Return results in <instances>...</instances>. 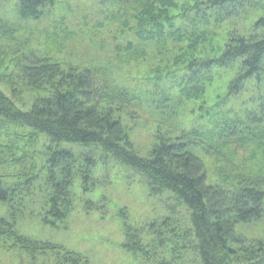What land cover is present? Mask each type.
<instances>
[{"label": "trees", "instance_id": "trees-1", "mask_svg": "<svg viewBox=\"0 0 264 264\" xmlns=\"http://www.w3.org/2000/svg\"><path fill=\"white\" fill-rule=\"evenodd\" d=\"M56 4L57 0H19L17 12L22 20L38 21ZM115 7L120 14L133 12L126 26L133 20L139 28V44L117 48L123 55L180 48L173 59L163 53L162 68L172 66V70L152 77L157 96L148 99L154 110L161 111L160 125L170 132L158 130L150 154L143 157L136 151L124 124L116 118L118 113L136 118L145 105L142 93L117 84L105 66L81 69L70 65L65 70L50 56L36 52L28 60L30 65L25 64V57L16 68L20 82L45 92L44 96L23 111L1 89L0 77V125L29 128L56 145L97 148L105 158L131 169L152 197L173 202L170 212L186 208L189 228L184 237L194 240L200 264H264V238L249 239L239 232L241 226L264 220V15L255 19L248 33L237 28L230 31L224 45L215 44L218 32L214 28L249 19L264 9V0H116ZM220 70L235 72L226 83L225 95H218L211 107L202 106L198 113L203 121L214 116L212 127L205 128L203 122L199 127L176 128L181 112L205 99ZM253 86L258 98H248L237 107L236 102ZM215 110L221 111L216 114ZM234 110L246 111L239 115ZM206 159L214 161L220 184L210 182ZM94 167L90 160L81 165L72 150L52 151L43 181L47 223L57 227L70 216L78 176L84 177L85 192L95 187ZM35 182L32 178L13 186L0 182V204L25 205ZM19 213L12 209L9 216L13 218L0 216V237L13 240L15 248L28 254L61 250L67 264L83 263L80 254L20 235ZM165 224L164 228L171 226ZM125 236L127 251L145 252L141 232L127 222Z\"/></svg>", "mask_w": 264, "mask_h": 264}, {"label": "rangeland", "instance_id": "rangeland-1", "mask_svg": "<svg viewBox=\"0 0 264 264\" xmlns=\"http://www.w3.org/2000/svg\"><path fill=\"white\" fill-rule=\"evenodd\" d=\"M18 2L0 0L1 89L12 95L23 111L30 110L38 96H44L45 92H36L23 85L16 68L18 61L25 57V64L30 65L28 60H31L32 52L50 56L65 70L70 65L81 69L105 66L117 84L143 95L145 105L138 110L136 118L122 113L116 114V118L124 124L136 151L147 157L158 130L170 132L160 125L161 111L154 110L155 106L148 99L157 96L152 77L172 70V66L162 68L166 60L163 53L173 59L180 53V48L179 51L174 46L170 50L167 47L152 48L144 55H123L125 53L117 48L129 43L139 44V28L133 20L126 26L134 13L121 11L120 14L115 7L116 0H57L56 6L38 21L22 20L17 12ZM261 15H264V9L245 21H227L225 25L214 27L218 32L215 44L224 45L229 32L235 28L248 33ZM234 71H217L216 81L209 87L205 99L189 104L181 112L176 128L199 127L203 122L205 128L212 127L214 116L213 120L208 117L205 121L199 120V108L204 106L207 109L212 106L214 98L225 95L226 83ZM253 88L236 102L237 107L248 98H258ZM150 90H153L152 94ZM219 111L214 112L218 114ZM234 111L240 115L246 110ZM57 148L75 152L81 165L86 166L87 160L95 162L92 172L95 187L85 192L84 177L78 176L73 188V210L66 221L55 227L45 221L49 208L43 200L47 193L43 181L49 157ZM205 162L210 182L220 184L214 161L206 159ZM30 178L36 182L25 205L0 204V216L13 218L9 216L12 209L20 211L16 218L17 230L23 237L80 254L82 264H200L194 240L184 237L185 229L189 228L186 208L170 212L173 202L152 197L141 177L131 169L114 159L105 158L97 148L56 145L47 136L29 128L0 125V182L13 186ZM126 222L141 232L143 254L134 255L123 247ZM166 222L171 226L164 228ZM239 232L249 239H263L264 220L241 226ZM14 244L13 240L0 237V264H67L61 250L28 254L15 248Z\"/></svg>", "mask_w": 264, "mask_h": 264}]
</instances>
